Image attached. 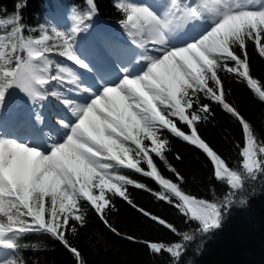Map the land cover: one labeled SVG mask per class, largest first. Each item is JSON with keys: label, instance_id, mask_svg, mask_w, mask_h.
<instances>
[{"label": "snow or ice", "instance_id": "snow-or-ice-1", "mask_svg": "<svg viewBox=\"0 0 264 264\" xmlns=\"http://www.w3.org/2000/svg\"><path fill=\"white\" fill-rule=\"evenodd\" d=\"M155 2L159 10L147 0H114L128 38L119 65L94 64L78 44V35L90 31L98 15L96 0L73 9L65 30L24 25L23 3L0 18V117L16 90L32 111L31 121L14 126L24 131L23 141L0 127V246L15 250L0 264H25L20 249L30 245L18 238L27 232L49 236L69 251L75 264H86L68 233L86 227L91 210L119 235L108 218L115 197L181 237L173 243H143L153 254H170L169 264H183L188 245L221 226L225 210L249 183L264 180V141L226 99L220 75L231 74L264 102V81L253 77L248 51L251 42L264 57V0ZM200 20H210V30L192 27ZM53 83L56 87L49 93ZM49 96L60 100L63 109L51 124L43 114ZM212 103L241 126L242 171L229 166L199 132V124L213 115ZM37 129L40 142L33 145ZM165 133L209 158L214 179L228 188L222 199L210 201L181 189L183 177L169 163ZM153 154L179 183L165 178ZM120 169L152 179L160 190L120 174ZM129 186L166 202L196 227L181 231L166 217L139 206Z\"/></svg>", "mask_w": 264, "mask_h": 264}, {"label": "trees", "instance_id": "trees-1", "mask_svg": "<svg viewBox=\"0 0 264 264\" xmlns=\"http://www.w3.org/2000/svg\"><path fill=\"white\" fill-rule=\"evenodd\" d=\"M84 2L85 0H0V18L13 14L17 11L16 5L23 3L25 6L20 10L22 23L29 28H39L41 25L49 26L51 15H60L64 9L83 8ZM96 3L101 18L112 24H119L122 15L114 7V0H96ZM248 51L253 77L264 81V57L258 55L251 42ZM220 75L228 91L226 99L252 124L259 140L264 141V102L259 101L244 82L238 81L231 74L222 72ZM203 102L211 103L207 100ZM211 106L213 115L209 121L199 124V132L226 159L229 166L242 171L239 155V147L243 145L241 126L219 105L212 103ZM165 135L170 142L166 153L169 163L183 177L181 189L186 194L210 201L222 199L228 188L214 179L209 158L186 142L167 133ZM177 154L180 159L176 158ZM153 159L165 178L179 183L176 176L154 154ZM142 166L146 168V165ZM119 171L155 191L160 190L150 178L126 169ZM128 191L139 206L166 217L181 231L196 227L195 224H186L174 207L156 200L146 191L131 186ZM112 203L115 207L108 213V218L119 235L111 232L91 210L87 213V226L79 228L75 235L68 233L73 245L81 251L86 264H169L170 254H153L143 241L173 243L179 242L181 237L145 219L121 198H113ZM127 236H133L134 240L126 239ZM18 239L19 243L30 245L20 249L25 264H75L69 251L47 235L27 232ZM14 251L10 247L0 249L4 259L13 255ZM183 264H264V180L249 183L225 210L221 226L197 237L188 245Z\"/></svg>", "mask_w": 264, "mask_h": 264}, {"label": "rangeland", "instance_id": "rangeland-1", "mask_svg": "<svg viewBox=\"0 0 264 264\" xmlns=\"http://www.w3.org/2000/svg\"><path fill=\"white\" fill-rule=\"evenodd\" d=\"M151 1L152 2H149V0H147V2L152 3L153 5L155 0H151ZM72 10L64 9L62 10V13L60 15H51L49 26H56L60 30H65L67 27L71 25L70 16H71ZM90 23H91L90 31L81 33L78 35V38H77L78 44L81 46V48L86 54L88 53V58H91L90 59L91 61L94 58L95 53L98 52V54L102 58L103 65L105 64V62L107 63V61L108 63H114V64L119 65L120 55H116L115 53H112L110 51V42L112 41L111 35H116L117 36L116 38L118 40H122L123 42L128 41V38L125 35L124 31L122 30L120 24L115 25L116 26L115 27L116 29H115L109 23L101 21L98 18V16H95ZM197 26H204L202 30H206L207 28H208L207 30H210V27H212V23L210 20H200V21H197L196 24L193 25L192 27L195 28ZM113 43L115 45L116 44L118 45L117 42H113ZM125 46L127 47L128 45H125ZM90 51H94V53L91 55L89 53ZM54 59L61 61V62H66L58 56L54 57ZM92 62L94 63V61ZM55 87L56 85L53 83L52 85L48 86L47 91L50 93ZM61 91L63 90L61 89ZM23 103L26 104V109L25 111H23V113H27L26 115H30L31 108L29 106L27 98L23 95V93H20L19 90H16L13 93V95L8 99L7 105L4 108L3 116L0 117V121H2V123H0V127H2V130L8 129L7 133H4V134L9 135V136L16 135L21 141L24 140L25 133L23 132V130H21V133L17 132L16 129L14 128V126L17 123H19L21 120L19 119L18 121H13L12 123H10L11 122L10 119L11 118L17 119L20 116H23L21 115L22 112H20V109ZM62 110L63 109H62L60 100L56 99L55 97L49 96L47 102L44 105L43 114L46 118V121H48V123H52L54 121V117L56 116V114L62 112ZM4 126L5 128H3ZM9 131L12 133H10ZM39 150H42V149H39ZM2 247H6V246H0V248ZM4 258L5 256L3 257L0 256V260Z\"/></svg>", "mask_w": 264, "mask_h": 264}, {"label": "bare ground", "instance_id": "bare-ground-1", "mask_svg": "<svg viewBox=\"0 0 264 264\" xmlns=\"http://www.w3.org/2000/svg\"><path fill=\"white\" fill-rule=\"evenodd\" d=\"M149 2H152L151 0H149ZM153 7L154 8H156V10H159V5L156 3V2H154V4H153ZM203 27L204 26H197V27H195V29H200V30H202L203 29ZM211 28V27H210ZM208 29V28H207ZM206 29V30H207ZM123 40H125V39H123ZM120 42H122V40H119ZM92 61H94V64H96V65H98V66H102L103 65V62H102V58H101V56L98 54V52H96L95 53V56H94V58L92 59ZM15 103V102H14ZM13 106H14V104H13ZM15 108V107H14ZM25 109H26V104L25 103H23V105H22V107H21V109H20V112H22V114L21 115H23L22 116V119H20L21 121L20 122H23V121H31V116H32V111H30V115H26L27 113H23V111H25ZM25 115V116H24ZM19 122V123H20ZM48 122V121H47ZM32 123L34 124V121H32ZM49 124H51V123H49ZM38 129L35 131V133L33 134V136H32V142H33V145H35V144H37V143H39L40 142V137L38 136ZM10 132V131H9ZM14 132V131H13ZM24 132V131H23ZM10 133H12V132H10Z\"/></svg>", "mask_w": 264, "mask_h": 264}]
</instances>
